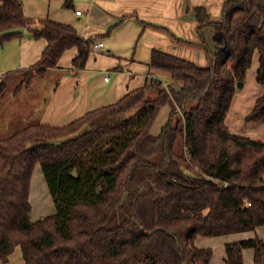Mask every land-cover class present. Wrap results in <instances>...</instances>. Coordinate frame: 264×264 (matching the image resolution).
Here are the masks:
<instances>
[{
	"label": "trees",
	"instance_id": "16d2710c",
	"mask_svg": "<svg viewBox=\"0 0 264 264\" xmlns=\"http://www.w3.org/2000/svg\"><path fill=\"white\" fill-rule=\"evenodd\" d=\"M193 14L208 66L153 50L150 70L171 84L152 80L65 125L35 123L0 139V264L16 248L22 264H209L213 251L197 239L264 226V139L225 126L255 57L256 82L264 86V0H224L216 21L204 6ZM205 28L213 30L212 47ZM25 29L45 47L22 71V85L57 68L72 49V72L85 69L96 38L27 17L21 0H0V44ZM14 73L0 76V98ZM165 106L168 120L154 135ZM244 121L264 126V91ZM37 165L56 212L34 221ZM246 249L253 264H264L257 236L226 244L224 262L244 264Z\"/></svg>",
	"mask_w": 264,
	"mask_h": 264
},
{
	"label": "crops",
	"instance_id": "0c3cea01",
	"mask_svg": "<svg viewBox=\"0 0 264 264\" xmlns=\"http://www.w3.org/2000/svg\"><path fill=\"white\" fill-rule=\"evenodd\" d=\"M21 1L27 17L35 20L49 18L70 25L83 39L96 38L94 43H103L102 48L93 50L85 69L79 71L77 75L71 68V61L77 54L76 50L72 49L64 53L57 68L48 70L43 76H34L28 85H22V82L16 90L19 94V97L17 96L19 100L16 102L25 106L32 97L25 101L26 97L22 92L37 83L42 85L44 80L42 77H52L53 84L50 88L45 84L46 90H37L38 94L49 92V97L44 99L35 95L33 105L36 106L38 100L41 103L32 115L36 123L54 126L65 125L87 112L113 104L127 92L142 87L152 80L161 81L166 85L171 84L168 75L150 70L153 50L186 59L199 67L208 66V56L201 46L202 40L197 35L193 8L207 6L211 19L212 15L221 19V7L224 2V0ZM67 3L70 7H65ZM77 12L80 14L78 15ZM33 28L39 29L38 25H34ZM109 30L111 33L106 36ZM203 36L206 43L212 47L213 30L205 28ZM0 47V68L4 66L0 76L12 71H15L14 75L17 73L23 75L22 70L34 65L39 59L45 42L33 39L31 32L25 29L19 38L0 44ZM252 66L258 67L256 57ZM106 72L110 78L108 82L104 80ZM262 87L263 92L264 86ZM167 107L161 108V111ZM169 111L168 109V116ZM255 130L264 134V126L252 127V131ZM232 235L234 236L221 242L219 247H216V251L212 250L209 264L213 263L215 257L219 258L218 264H226L225 245L228 243L255 236L264 241V226L253 232ZM213 240L211 238L203 240L202 246L200 244L198 246L196 240V245L200 248L212 249ZM11 256L6 264L16 259L15 256L14 258ZM21 258L18 256L20 261L18 264L23 263ZM243 259L244 264H253V250H244Z\"/></svg>",
	"mask_w": 264,
	"mask_h": 264
},
{
	"label": "rangeland",
	"instance_id": "374dc122",
	"mask_svg": "<svg viewBox=\"0 0 264 264\" xmlns=\"http://www.w3.org/2000/svg\"><path fill=\"white\" fill-rule=\"evenodd\" d=\"M205 7L207 8V6ZM212 19L219 20L220 18H216L215 15H212ZM3 68L4 66L0 68V72H2ZM256 71L257 68H255L254 66H252L248 70L245 82L243 83V87L238 88L234 103L232 104L230 113L228 114V117L225 121V125L229 132L251 136L255 139H264V134H262L260 131L257 130L252 131V127L254 126H252L251 123H246L244 121V115L250 110V108L254 103V99L257 98L263 90V87L257 84L256 82ZM23 78L24 75H21L20 73L15 74L14 77L7 84V88L4 92V95L0 98L1 101L0 139L9 137L26 126L35 124L36 123L35 118L33 117L32 114H35L36 109L40 107L39 103H41L40 100H38L39 103L36 106L33 105L34 104L33 101H35L33 99L34 97H36L35 95L37 94L38 95L37 97L40 98L43 97L44 99H48L49 97V92L38 94L37 91V90L42 91L43 89L46 90L47 88L44 86L45 84L48 88L52 86L53 78L50 76H45L42 77L44 79L43 84L41 83L43 86L37 83V85L36 84L34 86L32 85L33 87H30L28 90L22 92L25 94L24 95L26 97L25 101H27L29 97H32V100L29 99L30 101L26 102L25 106L20 105L19 102H16V100H19L17 98V96L19 97V94L16 92V90L18 89L19 85L22 83ZM42 78L40 80H42ZM168 81H170V79ZM15 93L17 94L15 95ZM168 109L171 110L170 107H167V109L160 111L152 128L151 131L152 134L157 135L161 130V128L167 122ZM29 201L32 208L31 217L34 221L53 215L56 212L55 204L50 196L46 181L44 179L42 170L39 167V165L35 167L32 174L31 183H30ZM231 236L234 235H225V236L211 238L214 239L213 244H211L212 250L214 249L216 251V247H219L221 242L227 240V238ZM209 239L210 238L197 239L198 246L199 244L201 246L203 245V240H209ZM16 254L18 256H21L19 248H17V250L13 252L11 257L14 258L15 256L16 259L10 261V264L20 263V261L18 260V256ZM216 255L218 256V254ZM218 262H219V258L215 257L212 264H218Z\"/></svg>",
	"mask_w": 264,
	"mask_h": 264
},
{
	"label": "built area",
	"instance_id": "2783aa9c",
	"mask_svg": "<svg viewBox=\"0 0 264 264\" xmlns=\"http://www.w3.org/2000/svg\"><path fill=\"white\" fill-rule=\"evenodd\" d=\"M77 14L79 15L80 14V12H77ZM103 47V43L102 42H98V43H95L94 45H93V50L94 51H97L98 49H100V48H102ZM109 74L106 72L105 74H104V80H105V82H108L109 81Z\"/></svg>",
	"mask_w": 264,
	"mask_h": 264
},
{
	"label": "water",
	"instance_id": "95a60500",
	"mask_svg": "<svg viewBox=\"0 0 264 264\" xmlns=\"http://www.w3.org/2000/svg\"><path fill=\"white\" fill-rule=\"evenodd\" d=\"M237 87H238V88H242V87H243V82H238ZM107 150H110V148L107 149ZM71 176H73V178H76V177H77L76 172L73 171V172L71 173Z\"/></svg>",
	"mask_w": 264,
	"mask_h": 264
}]
</instances>
